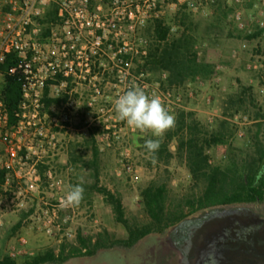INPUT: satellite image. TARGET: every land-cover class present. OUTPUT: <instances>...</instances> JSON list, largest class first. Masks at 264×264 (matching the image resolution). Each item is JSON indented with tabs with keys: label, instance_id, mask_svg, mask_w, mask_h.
<instances>
[{
	"label": "rangeland",
	"instance_id": "rangeland-1",
	"mask_svg": "<svg viewBox=\"0 0 264 264\" xmlns=\"http://www.w3.org/2000/svg\"><path fill=\"white\" fill-rule=\"evenodd\" d=\"M198 1L200 7L197 11L191 10L187 4L176 3L175 0L156 3L150 14L153 15L152 18L137 29V35L149 44V38L145 37L144 31L153 20H169L176 14L185 12L190 17L188 20L191 21V28L197 39L196 50L200 60L205 61L206 49L221 50V45L231 44L226 54L219 57L218 68L215 67L211 79L207 82L197 80L176 89L165 84V74L160 80H157L156 76L143 74L140 80L148 85L143 87L138 84L136 87L142 88L150 96L158 95L157 91L153 92L155 88L160 93L170 92L173 98L179 93L181 107L174 108L170 114L175 116L180 110L192 112L195 120L208 132L220 131V125H223L222 130L227 134L225 144L212 147L206 152L211 165H225L231 159L242 165L247 164L257 157V145L264 150V1ZM219 7H222L223 11L230 9L231 12L224 23L215 24L211 20V9ZM236 10L242 15L243 25L240 29L232 18ZM156 14L158 18H154ZM49 24L50 21L39 23L43 33ZM251 35L256 37L251 40L245 38ZM41 37L45 38L44 34ZM238 38H241V41H238ZM135 72L138 73L136 70ZM67 87L70 100L76 101V107L72 109L71 127L68 131L58 133L55 149H46L47 155L43 164L38 166V172L42 171L43 175L49 170L51 179L43 177L38 189L29 197L19 196L18 201L22 200L24 203L22 209L17 210L11 205L9 208L2 207L0 257L13 253V259L20 263L24 258L46 250H51L54 256L58 257L61 252L65 255L73 248H78V237L86 239L90 236L94 240L97 235L103 233L112 240L125 239V228L116 223L112 208L101 194L91 189L93 185L120 198L125 221L131 227L148 223L139 203V194L149 183L166 182L170 200L191 193L184 161L176 155V143H171L174 144L175 151L169 152L172 158L167 164L152 161L144 153L139 142L150 139L152 133L140 132L117 118L113 104L119 95L126 92L123 86ZM96 89L100 91L99 95L95 93ZM64 90L65 88H62L57 95ZM55 93L56 90L51 89V96H56ZM77 125H80L81 129ZM90 127L97 129L95 139L99 157L96 164L89 163L92 158L91 150H86L81 144ZM171 144L168 145V151ZM1 149L0 143V151ZM71 154L74 162L69 161ZM77 184L84 189L81 203L72 209L59 212L58 220L51 226L45 225L42 209L55 204L58 198H64ZM20 185L12 190L20 191L23 184ZM1 187L2 185L0 189ZM199 190L200 185L195 188V192ZM10 199L11 197L5 199L7 205ZM248 207L253 212L264 215V203L257 211L251 206ZM19 222L20 227L13 231ZM167 229L161 233L148 234L129 249H103L91 257H74L61 263L45 264H129L135 263L136 254L142 248L143 263L166 264L165 246L155 248L148 237L164 234Z\"/></svg>",
	"mask_w": 264,
	"mask_h": 264
},
{
	"label": "built area",
	"instance_id": "built-area-1",
	"mask_svg": "<svg viewBox=\"0 0 264 264\" xmlns=\"http://www.w3.org/2000/svg\"><path fill=\"white\" fill-rule=\"evenodd\" d=\"M161 1L0 0V63L7 54H17L20 58L17 70L23 80L21 113L14 126L8 125L0 102V172H4L0 212L9 205L22 209L24 203L18 201L19 196L29 197L43 177L51 179L50 171L40 174L38 166L43 164L46 149H55L58 133L71 127L76 101L70 100L67 91L66 103L43 111L41 99L46 83H54L51 86L56 90L54 97L71 85L123 86L124 91L138 84L146 87L148 83L140 80L144 73L138 68L147 55L148 42L139 38L137 29L152 18V9ZM175 2L187 4L193 11L200 7L198 0ZM232 18L242 28L241 13L236 10ZM47 20L50 24L43 33L39 23ZM43 34L45 38L41 37ZM57 76L61 77L59 82ZM155 91L169 112L181 107L179 93L173 98L168 91L160 93L157 88ZM95 93L99 95L100 91L96 89ZM21 183L23 189L12 190ZM7 197H11L8 205ZM61 199L42 209L45 225L51 226L58 220L59 212L73 208H62ZM9 256L13 258L14 254Z\"/></svg>",
	"mask_w": 264,
	"mask_h": 264
},
{
	"label": "trees",
	"instance_id": "trees-1",
	"mask_svg": "<svg viewBox=\"0 0 264 264\" xmlns=\"http://www.w3.org/2000/svg\"><path fill=\"white\" fill-rule=\"evenodd\" d=\"M211 10V20L215 24L224 23L231 12L230 9L223 11L222 7ZM188 18H190L188 14L180 12L169 20L155 19L152 21L144 31L145 37L149 38L150 43L147 55L140 60L139 72L151 77L156 76L157 80H160L162 74H165V84L169 88L176 89L197 80L207 82L211 79L215 66L198 58L197 39ZM255 37V35H251L245 38L251 40ZM19 63L20 58L15 53L7 54L0 63V102L7 114L9 126H14L17 123V115L21 113L20 107L23 101V80L17 70ZM56 79L59 82L61 77L57 76ZM53 84V82H47L43 89L41 99L43 111L59 107L66 103L68 98L66 92L69 87H66L58 97L51 96ZM175 118V128L164 135L161 147L154 158L143 146L146 140L139 142L150 160L166 164L172 158L168 151V145L172 142L176 143V155L181 161H184L189 177L192 189L190 194L170 200L166 182L149 183L139 194V203L147 216L148 223L144 226L131 227L125 221L120 198L93 185L91 189L101 194L105 202L112 208L116 223L125 228L127 233L125 239L112 240L106 233L97 235L94 240L90 236L86 239L78 237V248H73L68 254L64 255L61 252L56 257L51 250H46L32 257H26L20 263L5 254L0 257V264L61 263L69 258L91 257L103 249L115 247L129 249L148 234L161 233L188 215L201 210L264 203V178H261L259 183L255 182L257 172L264 166V150L261 147L257 145L255 151L257 157H254L250 163L242 165L231 159L225 165H211L206 152L212 147L225 144L227 134L222 130L223 125H220V131L208 132L201 123L195 120L192 112L180 110L175 114ZM72 119L71 117L70 126ZM77 127L81 129L80 125ZM87 132L88 135L81 144L86 147V150H91L92 158L89 163L96 164L99 157L95 139L97 129L90 127ZM150 139H157V137L152 136ZM69 158L70 162H74L72 154ZM44 168L42 167V169ZM3 176L4 172H0V186L3 184ZM199 185L200 190L195 192V188ZM19 227L20 222L16 224L13 231ZM82 250L85 251L82 252Z\"/></svg>",
	"mask_w": 264,
	"mask_h": 264
},
{
	"label": "water",
	"instance_id": "water-1",
	"mask_svg": "<svg viewBox=\"0 0 264 264\" xmlns=\"http://www.w3.org/2000/svg\"><path fill=\"white\" fill-rule=\"evenodd\" d=\"M174 151V144H171L169 152ZM204 215L210 216L198 220ZM193 220L196 222H192ZM179 228L187 229L188 236L179 246H165L166 264H223L218 257L219 253L222 250L227 251L230 245L264 241V217L253 212L248 206L201 210L167 229L164 234L149 236L148 239L155 248L163 247L164 240L170 238ZM143 251V248L138 251L137 258ZM139 264L150 263H143V259H140Z\"/></svg>",
	"mask_w": 264,
	"mask_h": 264
},
{
	"label": "clouds",
	"instance_id": "clouds-1",
	"mask_svg": "<svg viewBox=\"0 0 264 264\" xmlns=\"http://www.w3.org/2000/svg\"><path fill=\"white\" fill-rule=\"evenodd\" d=\"M113 108L117 118L140 132H151L157 139H148L144 148L154 158L161 147L164 135L175 128L176 118L167 110L156 95L147 94L142 88L133 86L115 99ZM264 178V166L255 177L259 183ZM84 189L77 184L61 199L60 206H78L83 200Z\"/></svg>",
	"mask_w": 264,
	"mask_h": 264
},
{
	"label": "flooded vegetation",
	"instance_id": "flooded-vegetation-1",
	"mask_svg": "<svg viewBox=\"0 0 264 264\" xmlns=\"http://www.w3.org/2000/svg\"><path fill=\"white\" fill-rule=\"evenodd\" d=\"M261 204L262 203L251 204V205H239V206H251L253 207L255 211H257V209L261 206ZM262 213H264V211ZM257 214L264 217L263 214H259V213ZM209 216L204 215L200 217L198 220H204L206 217H209ZM192 222H196V221L193 220ZM179 223L180 222L176 223L175 225ZM187 236H188L187 229L179 228L177 231L172 233V236L170 238L164 240V242L162 243V246L163 245L164 246H174V247L179 246L184 242ZM138 257L139 258H136V264H139V260L143 259L144 255H140ZM218 257L222 260L223 264H264V241H257V242H252V243H243V244L234 243L230 245L227 251L223 252L222 250V252L219 253Z\"/></svg>",
	"mask_w": 264,
	"mask_h": 264
},
{
	"label": "crops",
	"instance_id": "crops-1",
	"mask_svg": "<svg viewBox=\"0 0 264 264\" xmlns=\"http://www.w3.org/2000/svg\"><path fill=\"white\" fill-rule=\"evenodd\" d=\"M232 33H229V35H231ZM231 38V37H230ZM229 41V38L227 39ZM238 41H241V38H238ZM231 44L228 43L224 46L221 45V50L220 49H206V56H205V62L210 63L212 65H214L216 68H218L217 63L219 62V57H221V55L226 54V52L228 51V47Z\"/></svg>",
	"mask_w": 264,
	"mask_h": 264
}]
</instances>
